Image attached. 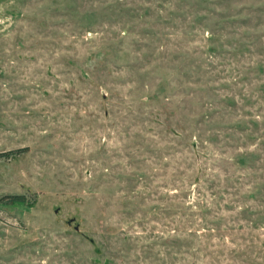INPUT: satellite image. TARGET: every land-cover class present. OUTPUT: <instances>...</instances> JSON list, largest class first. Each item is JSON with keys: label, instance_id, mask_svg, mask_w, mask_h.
<instances>
[{"label": "rangeland", "instance_id": "rangeland-1", "mask_svg": "<svg viewBox=\"0 0 264 264\" xmlns=\"http://www.w3.org/2000/svg\"><path fill=\"white\" fill-rule=\"evenodd\" d=\"M0 264H264V0H0Z\"/></svg>", "mask_w": 264, "mask_h": 264}, {"label": "trees", "instance_id": "trees-1", "mask_svg": "<svg viewBox=\"0 0 264 264\" xmlns=\"http://www.w3.org/2000/svg\"><path fill=\"white\" fill-rule=\"evenodd\" d=\"M11 152H13V151H11ZM11 152L7 151L5 153H11ZM8 198H10V200H12V201H21L22 200V196L18 195V194L9 195Z\"/></svg>", "mask_w": 264, "mask_h": 264}]
</instances>
